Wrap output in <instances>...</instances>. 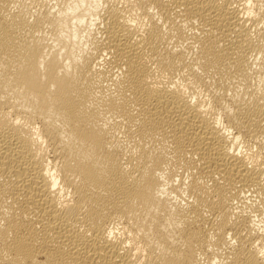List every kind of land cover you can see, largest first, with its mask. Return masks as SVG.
Here are the masks:
<instances>
[{
    "label": "bare ground",
    "instance_id": "obj_1",
    "mask_svg": "<svg viewBox=\"0 0 264 264\" xmlns=\"http://www.w3.org/2000/svg\"><path fill=\"white\" fill-rule=\"evenodd\" d=\"M0 264H264V0H0Z\"/></svg>",
    "mask_w": 264,
    "mask_h": 264
}]
</instances>
